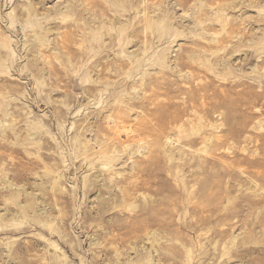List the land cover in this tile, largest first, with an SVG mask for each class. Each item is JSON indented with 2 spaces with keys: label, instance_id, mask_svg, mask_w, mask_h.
<instances>
[{
  "label": "rangeland",
  "instance_id": "rangeland-1",
  "mask_svg": "<svg viewBox=\"0 0 264 264\" xmlns=\"http://www.w3.org/2000/svg\"><path fill=\"white\" fill-rule=\"evenodd\" d=\"M0 264H264V0H0Z\"/></svg>",
  "mask_w": 264,
  "mask_h": 264
}]
</instances>
